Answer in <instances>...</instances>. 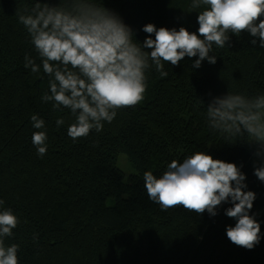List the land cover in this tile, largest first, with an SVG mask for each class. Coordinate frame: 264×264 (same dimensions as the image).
<instances>
[{
	"label": "trees",
	"instance_id": "16d2710c",
	"mask_svg": "<svg viewBox=\"0 0 264 264\" xmlns=\"http://www.w3.org/2000/svg\"><path fill=\"white\" fill-rule=\"evenodd\" d=\"M34 3L0 0V199L20 219L13 237L5 239L6 245L20 246V264H264V183L253 174L256 158L247 145L228 144L208 128L199 100L206 104L209 93L223 95L228 87L248 95L264 93V48L250 44L252 37L245 32L231 36L230 47L213 46L215 65L205 60L193 68L197 57H185L179 66L164 64L166 78L150 69L139 105L120 110L102 132L93 130L74 142L67 135L74 122L69 110L54 111L51 103L41 101L48 77L42 69L37 75L24 67V55L37 54L15 11ZM189 3L104 0L140 42L147 23L196 32L198 14L185 13ZM33 114L44 119V129L32 127ZM61 116L65 124L57 128ZM35 131L47 133L43 157L31 142ZM196 151L243 165L246 190L256 193L250 214L261 225L254 249L227 238L226 227L236 223L224 214L230 204L210 217L182 207L161 211L148 200L143 173L151 170L159 177L167 163ZM119 154L136 171L126 180L116 165Z\"/></svg>",
	"mask_w": 264,
	"mask_h": 264
},
{
	"label": "clouds",
	"instance_id": "9594fccd",
	"mask_svg": "<svg viewBox=\"0 0 264 264\" xmlns=\"http://www.w3.org/2000/svg\"><path fill=\"white\" fill-rule=\"evenodd\" d=\"M188 8L185 13L198 14L196 32L184 26L177 29L147 23L141 29L147 34L142 42L104 0H58L55 4L35 0L31 9H16L18 22L37 54L26 53L24 67L37 75L42 69L48 77V91L41 101L51 103L54 111L68 109L74 117L67 127L69 138L75 142L93 130L102 132L120 110L139 105L149 86L150 69L166 78L164 64L176 67L185 57H197L193 68H200L205 60L215 65L217 57L210 55L213 46L230 47L231 36L239 38L245 32L252 37L250 44L264 48V0H190ZM208 95L206 104L199 99L208 128L228 144L247 145L256 158L253 174L264 183V93L248 95L228 87L223 95ZM30 120L34 129L45 128L38 114ZM64 124L62 116L56 119L57 128ZM47 139L46 131L32 134L39 157L47 154ZM242 167L196 151L167 163L159 177L145 171L143 187L148 200L161 211L182 207L197 216L207 212L215 217L222 205L230 204L224 214L236 223L226 227V236L232 244L252 250L260 243L261 225L250 214L256 193L246 190ZM4 205L0 199V264H20V246L5 244L20 219Z\"/></svg>",
	"mask_w": 264,
	"mask_h": 264
},
{
	"label": "rangeland",
	"instance_id": "374dc122",
	"mask_svg": "<svg viewBox=\"0 0 264 264\" xmlns=\"http://www.w3.org/2000/svg\"><path fill=\"white\" fill-rule=\"evenodd\" d=\"M116 165L124 174L125 180L128 176L136 173L135 169L132 167L131 163H129L124 154H119L117 156ZM107 202L109 205L112 204V200H108Z\"/></svg>",
	"mask_w": 264,
	"mask_h": 264
}]
</instances>
